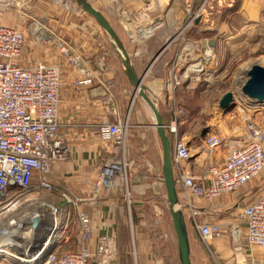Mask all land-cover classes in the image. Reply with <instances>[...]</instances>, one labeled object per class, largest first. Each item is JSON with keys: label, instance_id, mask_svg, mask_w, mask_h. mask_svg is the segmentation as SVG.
<instances>
[{"label": "rangeland", "instance_id": "obj_1", "mask_svg": "<svg viewBox=\"0 0 264 264\" xmlns=\"http://www.w3.org/2000/svg\"><path fill=\"white\" fill-rule=\"evenodd\" d=\"M90 1L116 28H121L123 32L126 29L131 33L129 27L135 25V22L143 25L148 21L158 26L150 36L154 42L151 54L166 43L158 56L159 60L163 59L162 63L157 61L155 63H161L158 64L156 71H160V75H163L151 76V71L148 75L145 72L143 83L148 82L157 92L160 99L158 108L165 118V126L172 119L174 107L178 105V109H182L177 114L175 122V135L178 138L198 135L201 125L207 122L214 123L212 129L215 134L220 135L216 127L218 123L231 128L243 122L246 125L250 121L263 120L264 107L248 105L246 97L241 93V86L247 79L246 72L251 65L264 66V0H191L189 5L178 0H152L150 4L137 0ZM248 1L250 5L245 8L244 3ZM58 5L65 8L64 14L59 13L56 8ZM75 5L73 0H0V23L19 29L24 35L23 46L28 47L36 39L40 41L45 36V40L42 41L48 42L51 40L50 36L57 35L56 24L61 21L66 23L64 16L69 13V9H74ZM87 17L92 21L89 16ZM76 21L82 23L86 22V19L81 17ZM53 25L55 28L52 27ZM140 37L142 33L137 34V38ZM62 38L68 43L66 38ZM193 44L194 46L189 50L192 53L193 49V54L197 53L198 60H204L203 65L197 74L183 75L181 71L184 72V69L178 68V62L183 57H189L184 55L189 53L184 49H188L185 46L190 48ZM20 59L18 63L24 65H33L35 61L34 59L27 61L23 56L22 62ZM45 63L55 65L50 62ZM166 63L169 64L167 76L164 75ZM189 64L190 61L186 66L188 67ZM128 89L131 90V88ZM226 92L232 93L235 106L224 113L219 106V101ZM142 105L145 111H142ZM138 111L142 112L137 113ZM115 120L127 125L122 152L115 155V158L120 160L122 165L124 164V172L122 177L114 174L110 180L108 179L110 184L102 183L95 193L96 179L93 192L99 194L101 190H114L118 200L122 201L124 205L122 219L128 231L131 230L133 234L130 248L135 250L133 257L136 259L138 244L149 251H161L168 246L166 232H171L173 237L175 235L165 201L161 173V147L150 125V111L138 96H134L130 102L127 96V99H124L122 112ZM166 130L172 147L175 135L167 128ZM222 148L226 149L225 146L217 149ZM217 149L215 151H218ZM108 156H113L111 149L102 158L99 157V164L102 165ZM101 165L97 178L101 172ZM261 179L264 180L263 173L245 184L237 193L228 195L229 201L222 200L229 207L224 212L213 215L212 220L223 224L228 232L232 230V226L242 227L239 212L246 203L251 201L252 196H255L257 184ZM247 189L249 192L252 191V194L246 198L247 201L232 204L233 197L245 193ZM26 196L29 200L18 204L12 212L0 215V224L6 219L19 218L24 212L36 208L40 202L48 203L57 208L59 219L65 220L62 240L60 246L58 245L59 248H56L57 252L73 248L71 239L66 237L69 234L76 235V223L73 225L70 221L72 208L67 202V199L73 198L70 188L62 182L52 183L50 190H28ZM221 197L210 203L220 201L218 202L220 204ZM78 202L80 203V200ZM119 206H121L120 201ZM184 215L188 235L195 239L193 234L196 235L197 232L192 225L194 218L202 222L209 219L188 214L187 210ZM254 249L264 257V247Z\"/></svg>", "mask_w": 264, "mask_h": 264}, {"label": "crops", "instance_id": "obj_2", "mask_svg": "<svg viewBox=\"0 0 264 264\" xmlns=\"http://www.w3.org/2000/svg\"><path fill=\"white\" fill-rule=\"evenodd\" d=\"M151 1L143 0L142 2H149L150 4ZM178 1L186 2L187 5L191 2V0ZM249 3L250 1L244 3L245 8L250 5ZM252 4L254 5L255 3L252 1ZM56 8L59 10V13L64 14L65 8L60 5L58 7L56 6ZM70 15H72V18H70ZM87 16L89 15L83 12L76 4L74 9H69V13L65 14L64 19L67 22L61 21L56 24L57 35L53 34L54 37L50 36L51 40L48 42L42 41L45 40V36L40 40L42 42L36 39L35 42L32 41L28 47L23 46L22 49L20 62H22V56L27 61L34 59L33 65L38 62H50L58 66L61 72V85L59 87L60 101L58 106V137L64 143L65 157L53 163L49 180L52 183L62 182L66 184L70 188L73 197L80 199V203L78 202L79 204L77 206H71L70 221L73 222V225L76 223L75 216L77 209L83 211L89 217L92 237L88 241V246L92 252L95 251V243L98 235L115 233L117 236V256L110 264H179L176 237H173V234L171 232L169 233V231L165 235L166 240H168L166 249L149 251L146 248H142L139 244L137 247L134 245L137 248L136 253H138V258L135 259L133 257L135 250L130 248V241L131 237L133 238V234H131V230L128 231L126 225H124L125 221L122 219L124 214L122 201L118 200V195L114 190H101L99 194H94L93 192V184L97 179L101 165L99 164V157L102 158L110 150L109 142L101 140L98 135V125L104 120L110 121L114 119L113 121H119L115 119L122 112L124 99H127L128 96L129 102L132 101L133 94L132 90L128 89L131 87L105 34L95 21L89 16L92 19L91 21ZM81 17H84L86 22L78 23L76 21L77 18ZM134 24L129 27L131 33L126 29L123 32L120 30V27L118 29L112 25L130 54L136 71L139 74H145L147 72V75L151 71V76H162L163 74L160 75V71H156L163 61V59L159 60L160 57L158 56L160 53L155 59L153 58L166 43L162 44L151 54L154 49V42L150 36L158 26L148 21L145 22L146 25L137 22ZM148 25H153L154 29L151 32L143 33L142 37L137 38V34L141 33L140 30L147 28ZM52 27L55 28L54 25ZM60 33L62 34L61 37ZM62 37L66 38L68 43ZM37 38H39L38 35ZM210 44L212 45V43ZM193 46L194 44L190 48L185 46L188 49L183 48L189 51V53L184 54L189 57H183L178 62V68L184 69V72L181 71L183 75L190 73L197 74L203 65L204 60H198L196 57L197 53L193 54V49L192 53L190 52L189 49ZM69 53L79 55L81 58V64L79 66L74 65L68 60ZM156 61L161 63H158L159 65L155 64ZM188 61H190V64L187 67L186 64ZM168 63L164 67L165 76H167L166 72L170 64ZM21 65L24 64L21 63ZM24 66H32V64H25ZM84 80L89 81L84 82ZM144 84L152 93L157 95V92L153 90L148 82H144ZM142 111H145L143 105ZM142 111H138L137 113ZM214 125L212 122L202 124L198 135L184 138L189 143L190 157L180 163L181 170L188 169L197 172L210 161L218 162L223 159L226 153L225 148L217 149L218 151L215 152H209L203 147V138L209 132L214 133L212 129ZM216 127L219 129L220 135L229 137L235 143H239L245 137L246 126L244 122L233 125L231 128H227L226 125L224 126L220 123ZM204 128H207L208 131L201 137V131ZM152 130L155 135L154 137L157 138L153 127ZM177 172L178 169L175 167L174 175ZM263 184L264 180H259L256 194L252 196L251 201L261 193ZM178 192L180 200L184 202V197H182L179 188ZM249 194H252V191L249 192L247 189L245 193L235 195L232 204L247 201L246 198ZM228 195L230 194L222 195L220 204L218 203L220 201L210 203L200 199H192L191 207L185 204L184 213L187 210L188 214H195L200 216V218L209 219L203 222H216L212 220L213 215L224 212L229 207L224 203V201H229L230 197ZM119 201L121 206H119ZM194 220L202 222L196 218ZM194 220L192 221V225ZM221 225L224 228L222 237L209 242H203L201 240L198 231L193 225L197 234H193L195 239L189 236L192 264H264V257L256 252L255 247L250 248L248 246L243 225L238 228L232 226V230L229 232L223 224ZM122 226L126 229L124 239L122 238L123 233L121 232ZM66 237L67 239H71L73 245V248L70 250H76L78 246L76 243V235L69 234ZM238 239L239 241H237Z\"/></svg>", "mask_w": 264, "mask_h": 264}, {"label": "built area", "instance_id": "obj_3", "mask_svg": "<svg viewBox=\"0 0 264 264\" xmlns=\"http://www.w3.org/2000/svg\"><path fill=\"white\" fill-rule=\"evenodd\" d=\"M23 44L24 35L19 29L0 23V215L12 212L18 204L29 200L23 199L28 190H50L52 182L48 175L52 165L65 157L64 143L58 137L60 69L45 62L32 66L19 64ZM68 60L76 66L81 64V58L75 53H69ZM174 108L165 128L175 135L177 114L182 109H178V105ZM245 126V137L239 143L207 133L203 147L213 152L225 146L226 153L221 161H210L197 172L181 170L180 163L190 157V147L184 137L174 136L172 162L173 170L178 169L174 177L187 206L191 207L192 199L210 202L224 194L236 193L259 174H264V118L247 122ZM126 131L127 125L120 121L104 120L98 125V135L109 142L113 156H108L102 165L95 193L102 183L110 184L108 181L119 173L115 165L121 162L115 155L122 152ZM79 200L67 199V205L77 206ZM48 206L45 211L57 212L56 207ZM239 217L248 246L263 248L264 184L261 193L241 208ZM10 219L0 224V244L12 239V234L7 236ZM75 221L77 249L54 252L44 264H110L117 256L114 233L98 235L92 252L88 246L92 237L89 217L77 209ZM193 225L203 242L219 239L224 234L218 222L194 220Z\"/></svg>", "mask_w": 264, "mask_h": 264}, {"label": "water", "instance_id": "obj_4", "mask_svg": "<svg viewBox=\"0 0 264 264\" xmlns=\"http://www.w3.org/2000/svg\"><path fill=\"white\" fill-rule=\"evenodd\" d=\"M73 1L103 31L123 69L131 87L133 98L138 96L139 100L150 111V125L154 128L161 147L162 182L165 189V201L176 237L179 264H192L187 222L184 215L185 203L180 200L177 192L172 162V147L158 108L159 99L143 83L144 74H139L136 71L130 54L109 19L90 0ZM164 46L153 59L162 51ZM246 76L247 79L241 86V92L246 97L247 104L257 108L264 107V66L251 65L246 72ZM219 106L224 113L229 112L235 106L231 92H226L221 97ZM207 131L208 129L204 128L201 131V137ZM64 225L65 220L59 219L58 211L55 214L48 211L42 212L39 217L32 219L26 230L14 236L11 240L1 243L0 263L44 264L60 244Z\"/></svg>", "mask_w": 264, "mask_h": 264}, {"label": "bare ground", "instance_id": "obj_5", "mask_svg": "<svg viewBox=\"0 0 264 264\" xmlns=\"http://www.w3.org/2000/svg\"><path fill=\"white\" fill-rule=\"evenodd\" d=\"M153 29H154V27L152 25H148L147 28H145L143 30H140V32L142 34L143 33H148V32H151ZM123 165L121 163H119V164L117 163L115 165V167H116V170L115 171L116 172H119L117 175H121V177H122L123 172H124ZM23 199H29V197H27L25 195V197ZM48 205H50V204L46 203V205H45V203L40 202V204H38L36 206V208H33L32 210H29L27 212H24L22 215L19 216V218H15V217L14 218H11L8 221V223L11 224V226H9L10 233L7 236H9L10 234H12L10 236V239H11L14 236H16V235L20 234L21 232H23L24 230H26L29 227V225L31 224L32 219H34L35 217H39L41 215L40 212H44L46 210V208L49 207Z\"/></svg>", "mask_w": 264, "mask_h": 264}, {"label": "trees", "instance_id": "obj_6", "mask_svg": "<svg viewBox=\"0 0 264 264\" xmlns=\"http://www.w3.org/2000/svg\"><path fill=\"white\" fill-rule=\"evenodd\" d=\"M116 28V27H115ZM161 117H162V121H163V123L165 122V118H164V116H163V114L161 113ZM263 176H264V174H263ZM165 190V189H164ZM177 192H178V189H177ZM178 195H179V192H178ZM179 197H180V195H179ZM70 230V229H69ZM125 227L124 226H122L121 227V232L123 233V239L125 238ZM114 235H115V233H114ZM115 237H116V240H117V236L115 235ZM60 246V245H59ZM59 246L57 247V249L59 248ZM55 252H57V250H55Z\"/></svg>", "mask_w": 264, "mask_h": 264}]
</instances>
